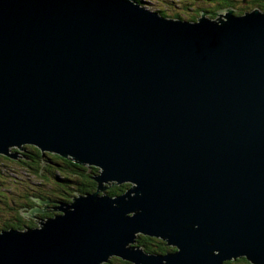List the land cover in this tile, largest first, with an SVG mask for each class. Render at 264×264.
Masks as SVG:
<instances>
[{
  "label": "water",
  "instance_id": "95a60500",
  "mask_svg": "<svg viewBox=\"0 0 264 264\" xmlns=\"http://www.w3.org/2000/svg\"><path fill=\"white\" fill-rule=\"evenodd\" d=\"M235 13L0 0V155L98 170L58 216L1 231L0 264H264V12Z\"/></svg>",
  "mask_w": 264,
  "mask_h": 264
},
{
  "label": "trees",
  "instance_id": "16d2710c",
  "mask_svg": "<svg viewBox=\"0 0 264 264\" xmlns=\"http://www.w3.org/2000/svg\"><path fill=\"white\" fill-rule=\"evenodd\" d=\"M129 1L136 3L143 9L146 8H144L142 4L147 5V3L155 2V6L158 7L155 12H157L163 18L177 19L188 22L187 19H183L181 17L180 12L176 11L177 9L181 10V12H184L183 8L178 6L175 7V2L173 3V0ZM222 1L223 3L220 5H213L210 11L199 10L198 14H201L202 12H209V14L217 13L216 10L218 8H222L223 6H232V8L235 9L234 6L231 4V1ZM226 1L230 5H228ZM180 2L182 5H186L183 0ZM162 3L168 4L169 10L172 13L167 12L166 9H164L163 11V6H161ZM226 9L229 8H225L224 10ZM254 9H259L261 12H263V9L261 7L259 8L258 6H255L253 10ZM209 18L213 19L214 17L210 16ZM189 21H196V19L191 18ZM12 152L15 153L17 156L15 159L0 155V178L7 174H10L14 177V180L9 185V189L13 194H7L6 192L2 194L0 192V210L3 208V204L5 208L4 211L0 212V219L9 215V219H4L3 223L0 225V232L10 229L22 231L24 229H29L35 224L32 219L28 221L22 219L20 208L23 205L29 206L30 208L28 210H31L35 207L40 208L42 206L38 204V200L43 201L44 205L46 201H50L46 207V212L39 215L38 220L42 221L46 218L59 214V207L62 204L70 203L71 199L74 196L94 193L96 190V183L92 178L98 171L96 168L81 166L74 163L69 158H62L57 155H52L48 153H45V155H41L39 150L32 146H22L19 150L13 149ZM36 160L44 161L43 166L37 164ZM51 167H54V169H52ZM58 167L59 169L57 170L56 168ZM26 168L28 169V175H24L23 173ZM40 171L41 173H39ZM51 171L55 173L54 176L50 173ZM27 176H32L36 178V181L35 183H33V185L28 182ZM16 177H18L19 179H17ZM16 183L17 188L16 190H14L13 187H15ZM0 186L3 187L4 185ZM129 187L130 186L128 184L110 185L104 193L109 197H116L123 194ZM27 189H30V196H27ZM33 189L38 190L40 192L36 194V192L31 191ZM24 200L26 203H23ZM32 205L35 206L32 208ZM136 245L142 248L148 254L163 255L174 251V248L167 246L164 241L143 235L137 236ZM234 261L236 263L243 262L244 264H249L244 258L236 259ZM105 264L130 263L122 261L116 257H111ZM223 264H232V261H226Z\"/></svg>",
  "mask_w": 264,
  "mask_h": 264
},
{
  "label": "rangeland",
  "instance_id": "374dc122",
  "mask_svg": "<svg viewBox=\"0 0 264 264\" xmlns=\"http://www.w3.org/2000/svg\"><path fill=\"white\" fill-rule=\"evenodd\" d=\"M164 1H167V0H164ZM180 1H182V0H173V3L175 2L174 3L175 7H177V6L182 7L184 12H181V10H177V9H176V11L180 12L181 17L183 19H187L188 21L191 18L197 19L200 15V14H198L199 10L210 11V9L213 7V5L217 6V5H220L223 3L222 0H183V2H185L186 5H182ZM229 1H231V4L234 6L235 9H233L232 6H223L222 8H218L216 10V12L219 14V13H222L223 11H225L224 10L225 8H230V9H233L235 11L241 12V13H235L236 15H241L245 12H249V11L253 10V8L255 6H258L259 8L261 7L263 9V12H264V0H229ZM227 4L230 5L228 2H227ZM155 5H156L155 2L147 3V5L142 4V6L144 8L148 9L149 11H153V12H155L156 9H158V7H156ZM161 6H163V8H162L163 11H164V9H166L167 12L172 13L169 10L168 4L162 3ZM189 22H195V21H189ZM36 163L39 164L40 166H43L44 161L36 160ZM51 168L54 169V167H51ZM56 169L58 170L59 167ZM50 173L53 176L55 175V173H53V171H51ZM16 178L19 179L18 177H16ZM13 180H14V177L11 176L10 174H7V175L3 176L2 178H0V185H4L3 187L0 186V192L2 194L4 192H6L7 194H13L11 192V190L9 189V185H10V183H12ZM27 180L30 184L33 185V183H35V181H36V178H34L32 176H27ZM16 185H17V183L15 184V187H13L14 190H16V188H17ZM26 191L28 192L27 195L29 196L30 189H27ZM33 191L36 192V194L38 192H40V191L35 190V189H33ZM4 209L5 208H4V204H3V208L0 210V212L4 211ZM49 218H51V217H49ZM4 219H9V215L0 219V225L3 223ZM37 225H38V223L34 224L29 229L36 228ZM232 264H244V263L243 262L236 263L235 261H232Z\"/></svg>",
  "mask_w": 264,
  "mask_h": 264
},
{
  "label": "flooded vegetation",
  "instance_id": "af4514ba",
  "mask_svg": "<svg viewBox=\"0 0 264 264\" xmlns=\"http://www.w3.org/2000/svg\"><path fill=\"white\" fill-rule=\"evenodd\" d=\"M38 150V149H37ZM40 152V151H39ZM41 153V152H40ZM41 155H45V154H42L41 153ZM53 164V163H52ZM28 169H29V167H28ZM28 169L26 168L24 171H23V173H24V175H28L29 173L27 172L28 171ZM29 171H30V169H29ZM39 173H41V171L39 172ZM32 192H34L33 190H31ZM28 196V195H27ZM30 196V195H29ZM31 198H33V197H31ZM49 202L50 201H46L45 202V205L43 204L41 207H40V209H42L44 212H46L45 210H46V207H47V205L49 204ZM23 203H26L25 202V200H24V202ZM35 205H32V208L34 207ZM30 207L29 206H27V205H23L21 208H20V213H21V216H22V219L23 220H25V221H28V220H33L34 221V223L36 224V223H38V222H40L39 220H38V218H39V215H41V214H35V215H33V216H29V214H28V212L30 211V210H28ZM59 214H57L56 216H58ZM52 217H54V216H52Z\"/></svg>",
  "mask_w": 264,
  "mask_h": 264
},
{
  "label": "bare ground",
  "instance_id": "6f19581e",
  "mask_svg": "<svg viewBox=\"0 0 264 264\" xmlns=\"http://www.w3.org/2000/svg\"><path fill=\"white\" fill-rule=\"evenodd\" d=\"M108 196V195H107Z\"/></svg>",
  "mask_w": 264,
  "mask_h": 264
},
{
  "label": "clouds",
  "instance_id": "9594fccd",
  "mask_svg": "<svg viewBox=\"0 0 264 264\" xmlns=\"http://www.w3.org/2000/svg\"><path fill=\"white\" fill-rule=\"evenodd\" d=\"M240 259V258H239Z\"/></svg>",
  "mask_w": 264,
  "mask_h": 264
}]
</instances>
